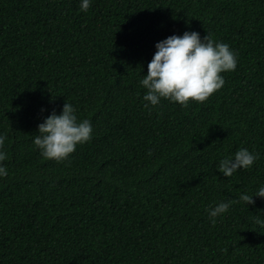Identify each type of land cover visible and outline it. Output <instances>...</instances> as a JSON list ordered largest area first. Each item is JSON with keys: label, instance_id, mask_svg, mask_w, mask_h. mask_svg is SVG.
Wrapping results in <instances>:
<instances>
[{"label": "trees", "instance_id": "trees-1", "mask_svg": "<svg viewBox=\"0 0 264 264\" xmlns=\"http://www.w3.org/2000/svg\"><path fill=\"white\" fill-rule=\"evenodd\" d=\"M0 0V264H264V0ZM207 32L237 67L205 102L144 108L156 43ZM92 138L41 157L37 126L65 103ZM241 147L251 169L224 177Z\"/></svg>", "mask_w": 264, "mask_h": 264}, {"label": "clouds", "instance_id": "clouds-1", "mask_svg": "<svg viewBox=\"0 0 264 264\" xmlns=\"http://www.w3.org/2000/svg\"><path fill=\"white\" fill-rule=\"evenodd\" d=\"M91 0H80L79 9L87 12ZM156 51L147 64V74L139 84L146 89L143 96L144 108L151 111L161 100L187 107L191 102L203 103L225 84L223 73L237 67V53L227 43L214 42L211 35L201 38L198 32L171 35L156 43ZM33 135V144L41 157L60 162L92 138L93 126L88 119L78 120L76 109L65 103L60 114L53 111L38 126ZM6 137L0 134V177L7 175L3 161L7 159L3 145ZM259 158L255 152L241 147L232 156L224 157L216 169L224 177H232L238 170L251 169ZM254 197L264 199V185L258 186L254 194L241 193L238 200L221 201L207 209L210 223L227 213L238 202L254 203ZM264 227V222L257 220Z\"/></svg>", "mask_w": 264, "mask_h": 264}]
</instances>
